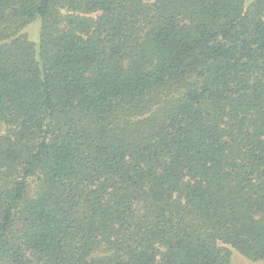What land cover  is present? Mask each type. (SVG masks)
Returning a JSON list of instances; mask_svg holds the SVG:
<instances>
[{
	"label": "trees",
	"instance_id": "obj_1",
	"mask_svg": "<svg viewBox=\"0 0 264 264\" xmlns=\"http://www.w3.org/2000/svg\"><path fill=\"white\" fill-rule=\"evenodd\" d=\"M235 253L264 261V0H0V264Z\"/></svg>",
	"mask_w": 264,
	"mask_h": 264
},
{
	"label": "rangeland",
	"instance_id": "obj_2",
	"mask_svg": "<svg viewBox=\"0 0 264 264\" xmlns=\"http://www.w3.org/2000/svg\"><path fill=\"white\" fill-rule=\"evenodd\" d=\"M40 25L38 22L33 23L30 27H29V35L33 40H38L37 36H38V31H39ZM233 263L234 264H264V261H259V262H251L249 260H247L245 257H243L241 254L239 253H235L233 256Z\"/></svg>",
	"mask_w": 264,
	"mask_h": 264
}]
</instances>
